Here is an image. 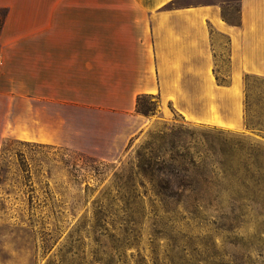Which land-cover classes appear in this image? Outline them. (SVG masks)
Listing matches in <instances>:
<instances>
[{
    "label": "crops",
    "instance_id": "obj_1",
    "mask_svg": "<svg viewBox=\"0 0 264 264\" xmlns=\"http://www.w3.org/2000/svg\"><path fill=\"white\" fill-rule=\"evenodd\" d=\"M178 2L0 0V150L7 138L75 145L86 111L140 127L138 95L156 96L162 118L262 138L244 121V77H264V0H237L236 22L217 2Z\"/></svg>",
    "mask_w": 264,
    "mask_h": 264
},
{
    "label": "rangeland",
    "instance_id": "obj_2",
    "mask_svg": "<svg viewBox=\"0 0 264 264\" xmlns=\"http://www.w3.org/2000/svg\"><path fill=\"white\" fill-rule=\"evenodd\" d=\"M211 2L237 21V0L177 5ZM219 51L215 70L223 79L227 55ZM158 110L156 96L142 95L140 127L86 111L85 136L75 145L7 138L0 150V264H264L257 204L242 201L236 189L221 190L210 196L217 207L189 213L176 195L178 178L157 168L160 159L148 174L136 162L139 147L161 132L185 141L204 133L225 145L238 136L264 143V77L244 78V121L262 138L187 122L172 110L162 118ZM260 159L264 167V152Z\"/></svg>",
    "mask_w": 264,
    "mask_h": 264
},
{
    "label": "trees",
    "instance_id": "obj_3",
    "mask_svg": "<svg viewBox=\"0 0 264 264\" xmlns=\"http://www.w3.org/2000/svg\"><path fill=\"white\" fill-rule=\"evenodd\" d=\"M2 20L3 16L0 26ZM141 97H136V111ZM192 134L188 141L181 135L169 137L161 132L154 138L150 134L151 140L145 141L136 152V162L143 174L150 173L149 169L160 159L157 168L164 169V175L169 172L178 178L176 195L181 197L183 210L189 213L217 207L214 201L220 191L235 189L242 201L257 204L264 213V167L260 159L264 143L238 136L235 145H225L204 133L198 139L192 138ZM154 140L158 142L156 145ZM153 155L158 156L157 161L152 159Z\"/></svg>",
    "mask_w": 264,
    "mask_h": 264
}]
</instances>
